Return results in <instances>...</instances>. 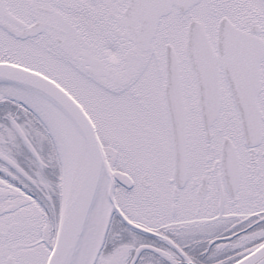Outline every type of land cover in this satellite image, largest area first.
I'll return each instance as SVG.
<instances>
[{"label": "snow or ice", "instance_id": "snow-or-ice-1", "mask_svg": "<svg viewBox=\"0 0 264 264\" xmlns=\"http://www.w3.org/2000/svg\"><path fill=\"white\" fill-rule=\"evenodd\" d=\"M0 264H264V0H0Z\"/></svg>", "mask_w": 264, "mask_h": 264}]
</instances>
